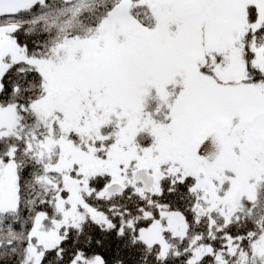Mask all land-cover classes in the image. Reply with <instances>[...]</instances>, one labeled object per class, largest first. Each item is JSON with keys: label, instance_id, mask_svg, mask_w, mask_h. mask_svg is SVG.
Segmentation results:
<instances>
[{"label": "snow or ice", "instance_id": "6c2138e0", "mask_svg": "<svg viewBox=\"0 0 264 264\" xmlns=\"http://www.w3.org/2000/svg\"><path fill=\"white\" fill-rule=\"evenodd\" d=\"M0 264H264V0H0Z\"/></svg>", "mask_w": 264, "mask_h": 264}]
</instances>
